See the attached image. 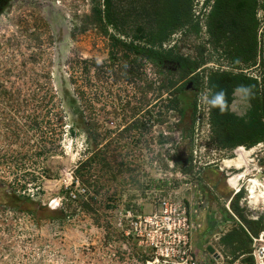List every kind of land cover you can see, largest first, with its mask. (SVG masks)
<instances>
[{
	"label": "rangeland",
	"instance_id": "374dc122",
	"mask_svg": "<svg viewBox=\"0 0 264 264\" xmlns=\"http://www.w3.org/2000/svg\"><path fill=\"white\" fill-rule=\"evenodd\" d=\"M169 1L0 5V264H141L116 220L148 214L169 196L204 211L209 247L232 263L248 264L253 252L239 220L257 222L246 228H261L249 231L264 247V204H251L245 179L237 196L228 185L246 168H223L239 148L254 149L247 178L264 185V140L234 146L211 120L213 76L255 81L261 91L264 0H177L180 18ZM226 6L234 16L224 19ZM143 48L199 68L180 80L181 68L163 72ZM181 96L197 101L192 130L189 114L179 115L185 102L174 107ZM232 97L230 111L245 115L243 93ZM91 154L88 185L67 191ZM67 193L76 198L70 209Z\"/></svg>",
	"mask_w": 264,
	"mask_h": 264
},
{
	"label": "trees",
	"instance_id": "16d2710c",
	"mask_svg": "<svg viewBox=\"0 0 264 264\" xmlns=\"http://www.w3.org/2000/svg\"><path fill=\"white\" fill-rule=\"evenodd\" d=\"M237 1L238 0H233V2L235 3ZM166 6L167 9H172V13L175 14L177 18H180V15L182 14L184 8L183 4H180L179 1L176 0L175 2H167ZM232 11L233 10H231V8L226 6V8L222 12V16H224V19L227 16L229 17L230 15L234 16ZM140 55H142L146 60L153 62L156 66H159L163 72H173L175 67L172 66V63H174V65L177 66V70L180 68L183 70V73L180 75V80H183L188 75L193 74L199 68V65L197 63L191 62L188 59H173L167 53L160 52L152 48H143L140 52ZM211 86L214 90L211 118L212 124L220 129L228 131V133L233 136L234 146L244 144L253 146L258 143H261L264 140V77L261 83V91H259V84L255 81L252 82L250 80H246L245 78L229 76L226 74H218L213 76L211 78ZM236 90H239L243 93L245 100L250 105L248 111L243 116H237L232 113L229 109V106L233 101L232 95ZM183 94L185 95V93ZM175 99V109H178L180 103L185 102V106L179 111V115L181 117V120L184 121V119L186 118L185 116L189 114L190 129L192 130L197 113L196 98H182L181 96V98ZM63 103L65 105H68L69 100L64 99ZM261 110L263 111V114L260 113ZM93 161L94 157L91 154L87 156L85 160H82L77 164V166L73 170L72 185L66 188L67 191L73 190L77 183L83 185L86 183V185H88V179L85 177H87V175L90 173V168L93 165ZM66 196L68 199L66 207L67 209H70V206L72 207L76 204V198H73V196L69 193H67ZM64 210L65 209L56 210L55 213L64 217ZM240 223L242 224H240L242 228V233L247 237L249 243H251L252 241L249 236V234L251 233L249 230L251 229V232H253L257 236L258 232L261 231V228L252 229L251 227H248L249 229H247V224L245 225L242 221H240ZM252 223L253 224H249L247 226L254 225V227H256L257 222ZM245 261L248 264H253V260L250 257L247 258Z\"/></svg>",
	"mask_w": 264,
	"mask_h": 264
},
{
	"label": "built area",
	"instance_id": "2783aa9c",
	"mask_svg": "<svg viewBox=\"0 0 264 264\" xmlns=\"http://www.w3.org/2000/svg\"><path fill=\"white\" fill-rule=\"evenodd\" d=\"M232 189L234 196L241 192L239 185L238 189ZM198 217L199 212L191 203L169 196L158 200L148 214L127 211L117 218L116 226L125 244L139 250L141 264H246L244 260L232 263L214 247L213 253L208 252L209 244L203 246L200 256L194 247ZM249 236L253 252L248 258H252L253 264H264V247L258 245L263 236L261 239Z\"/></svg>",
	"mask_w": 264,
	"mask_h": 264
},
{
	"label": "bare ground",
	"instance_id": "6f19581e",
	"mask_svg": "<svg viewBox=\"0 0 264 264\" xmlns=\"http://www.w3.org/2000/svg\"><path fill=\"white\" fill-rule=\"evenodd\" d=\"M254 149L246 150L244 148H239L235 157L231 160H226L223 163V168H231L234 167L237 170H242L246 168L243 173L235 174L228 180V185L230 188L238 189V185L240 180L245 179L247 184V191L249 193L248 199L250 200L253 206H256L258 203L264 204V185H262L259 180L255 178H247L250 174L249 164L252 163V159L250 158ZM224 170V169H223Z\"/></svg>",
	"mask_w": 264,
	"mask_h": 264
},
{
	"label": "crops",
	"instance_id": "0c3cea01",
	"mask_svg": "<svg viewBox=\"0 0 264 264\" xmlns=\"http://www.w3.org/2000/svg\"><path fill=\"white\" fill-rule=\"evenodd\" d=\"M203 212H200V214H199L198 220L196 221L197 228L194 231V247H195L197 252L200 251L201 253L203 252V246H206L207 244H209V242H208V240H209L208 234L210 233L209 228L213 227L212 220H210L206 216H205V218L202 217Z\"/></svg>",
	"mask_w": 264,
	"mask_h": 264
},
{
	"label": "water",
	"instance_id": "95a60500",
	"mask_svg": "<svg viewBox=\"0 0 264 264\" xmlns=\"http://www.w3.org/2000/svg\"><path fill=\"white\" fill-rule=\"evenodd\" d=\"M192 88V83H188V85L186 86V91H189ZM213 249L211 247L208 248V252L213 253Z\"/></svg>",
	"mask_w": 264,
	"mask_h": 264
},
{
	"label": "flooded vegetation",
	"instance_id": "af4514ba",
	"mask_svg": "<svg viewBox=\"0 0 264 264\" xmlns=\"http://www.w3.org/2000/svg\"><path fill=\"white\" fill-rule=\"evenodd\" d=\"M6 0H0V5L3 4ZM240 222V221H239ZM241 224V223H240ZM242 225V224H241Z\"/></svg>",
	"mask_w": 264,
	"mask_h": 264
}]
</instances>
